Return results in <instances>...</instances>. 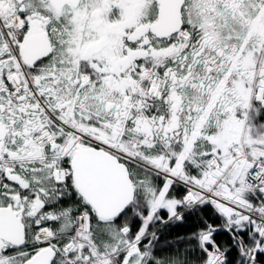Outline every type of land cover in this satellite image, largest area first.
<instances>
[{
	"label": "snow or ice",
	"instance_id": "6c2138e0",
	"mask_svg": "<svg viewBox=\"0 0 264 264\" xmlns=\"http://www.w3.org/2000/svg\"><path fill=\"white\" fill-rule=\"evenodd\" d=\"M0 264H264V0H0Z\"/></svg>",
	"mask_w": 264,
	"mask_h": 264
}]
</instances>
